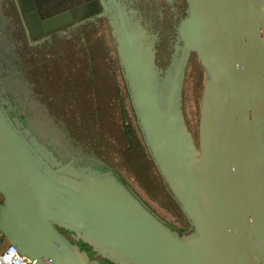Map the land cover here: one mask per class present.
Masks as SVG:
<instances>
[{"label":"water","instance_id":"water-1","mask_svg":"<svg viewBox=\"0 0 264 264\" xmlns=\"http://www.w3.org/2000/svg\"><path fill=\"white\" fill-rule=\"evenodd\" d=\"M184 1L164 94L116 0L117 31L109 24L146 147L190 232L166 225L109 167L56 162L0 104V235L36 264H91L60 227L130 264H264V0ZM27 18L34 36L72 19ZM189 52L204 70L196 144L176 106Z\"/></svg>","mask_w":264,"mask_h":264},{"label":"rangeland","instance_id":"rangeland-1","mask_svg":"<svg viewBox=\"0 0 264 264\" xmlns=\"http://www.w3.org/2000/svg\"><path fill=\"white\" fill-rule=\"evenodd\" d=\"M118 1L152 67L158 92L164 94L179 57L182 41L177 27L187 6L174 32L171 21L178 7L176 11L169 7L175 0ZM116 17L115 12L110 14L108 26L114 25L117 31ZM70 40L68 45L50 47L44 53L45 62L32 72L29 68L34 87L28 75L10 81L1 78L0 104L15 121L18 134L48 150L59 164L73 160L74 165L92 170L104 166L85 157L102 161L160 220L177 233L188 234L189 222L146 147L118 63L117 40L101 27ZM203 84L204 70L196 53L189 52L176 106L183 130L195 144ZM59 230L91 264H130L94 248L73 230Z\"/></svg>","mask_w":264,"mask_h":264},{"label":"flooded vegetation","instance_id":"flooded-vegetation-1","mask_svg":"<svg viewBox=\"0 0 264 264\" xmlns=\"http://www.w3.org/2000/svg\"><path fill=\"white\" fill-rule=\"evenodd\" d=\"M23 1L27 7L29 4L31 6L27 11ZM104 1L108 15L112 12L117 13L112 0ZM116 2L120 5L118 0ZM172 2L174 4L173 8L172 6L169 7L170 11H176L178 7V11L173 15L171 21L173 23L172 29L176 32V25L185 15L186 3L184 0ZM182 2L183 7H181ZM90 5L93 10H89ZM120 7L122 8L121 5ZM161 7L165 9L164 6ZM103 11L104 7L101 0H0V80L2 78L10 81V78L19 79L28 75L27 77L30 78L28 80L31 82L29 83L34 87L31 81V75H33L31 72L45 62L44 53L46 50L56 45H68L70 39H78L81 33H92L99 27L102 31L110 30L108 18L98 16ZM65 12H68L72 17L71 21L51 31H44L38 36L33 35L27 18L29 13H35L39 23H41L44 19ZM79 12L82 14L81 16H79ZM164 29L167 30L166 27ZM161 31L159 30V32ZM29 68L31 72H29ZM34 93L37 95V92ZM104 164V167H109ZM91 169L100 168L95 166Z\"/></svg>","mask_w":264,"mask_h":264},{"label":"built area","instance_id":"built-area-1","mask_svg":"<svg viewBox=\"0 0 264 264\" xmlns=\"http://www.w3.org/2000/svg\"><path fill=\"white\" fill-rule=\"evenodd\" d=\"M0 264H36L0 235Z\"/></svg>","mask_w":264,"mask_h":264},{"label":"trees","instance_id":"trees-1","mask_svg":"<svg viewBox=\"0 0 264 264\" xmlns=\"http://www.w3.org/2000/svg\"><path fill=\"white\" fill-rule=\"evenodd\" d=\"M125 128H126V133L128 135L130 133V128H129V126H126Z\"/></svg>","mask_w":264,"mask_h":264}]
</instances>
